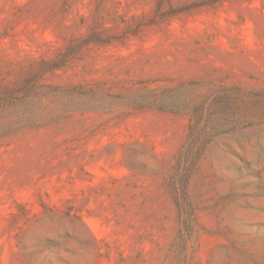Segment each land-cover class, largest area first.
Wrapping results in <instances>:
<instances>
[{
	"label": "rangeland",
	"instance_id": "rangeland-1",
	"mask_svg": "<svg viewBox=\"0 0 264 264\" xmlns=\"http://www.w3.org/2000/svg\"><path fill=\"white\" fill-rule=\"evenodd\" d=\"M0 264H264V0H0Z\"/></svg>",
	"mask_w": 264,
	"mask_h": 264
}]
</instances>
